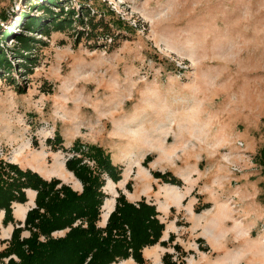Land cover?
I'll return each instance as SVG.
<instances>
[{"label": "rangeland", "instance_id": "1", "mask_svg": "<svg viewBox=\"0 0 264 264\" xmlns=\"http://www.w3.org/2000/svg\"><path fill=\"white\" fill-rule=\"evenodd\" d=\"M57 1L0 0V51L14 66L8 76L0 68V159L61 179L45 172H62L61 162L67 169L76 138L99 144L122 167L113 205L119 191L178 204L161 217L166 230L175 221L178 233L155 246L159 254L184 264H264L256 156L264 144V0ZM37 3L66 19L67 6L113 13L122 21L113 27L120 37L87 39L77 22L48 34L27 32L24 20L12 26L22 14L49 16ZM5 29L11 33L1 38ZM20 32L40 40L30 54L34 66L15 53ZM56 131L64 150L48 140ZM151 170H170L182 183L163 182ZM61 180L82 189L73 176Z\"/></svg>", "mask_w": 264, "mask_h": 264}, {"label": "trees", "instance_id": "2", "mask_svg": "<svg viewBox=\"0 0 264 264\" xmlns=\"http://www.w3.org/2000/svg\"><path fill=\"white\" fill-rule=\"evenodd\" d=\"M38 6L50 15L42 18L38 15L22 14L12 26L24 20L23 26L27 32L48 34L51 26L62 29L77 22L81 26L80 34H85L87 39L99 35L112 40L120 37L113 31V27L122 28V21L119 22L120 19H116L108 10V13L97 16L91 14L88 8L75 12L74 7L66 5L65 12L69 15L67 20L62 15L57 16L46 4L39 3ZM57 6L60 11L64 10L63 5ZM47 17L51 19L45 24L43 21ZM9 33L11 32L5 29L1 38L8 37ZM29 33L14 34L18 42L15 53L27 60L30 66H34L36 59H32L30 54L35 43L40 40ZM103 46L110 44L106 42ZM13 67L5 52L0 51V68L4 69L3 72L8 76ZM27 69L31 73L32 69ZM48 140L52 146L55 144V149L64 150L59 132L56 131L53 139ZM69 150L72 154L66 158L65 167L81 182V191L73 189L58 177L47 179L30 167L23 168L17 163L0 159V210L4 211L2 223L14 224L7 245L0 250V264H111L129 257L138 264H146L142 253L145 246L158 242L167 244L160 240L165 223L159 218L156 205L147 202L144 196L137 201H130L119 191L105 224L99 225L101 207L107 197L103 190L106 182L103 174L117 182L121 178L122 167L113 162L109 151L96 143H83L76 138ZM256 156L261 166V176L264 178V144ZM150 158L147 155L142 162L147 163ZM151 173L163 182L177 185L182 183L170 170H151ZM260 186L263 191L258 198L264 203V180L260 182ZM27 188L36 191L35 205L27 210L23 225L21 222L16 225L12 204L27 200ZM203 207L204 205H198L195 211L198 212ZM24 229L29 234L22 237L21 232ZM60 230L66 231L60 236L53 235ZM173 238V234H170L169 240ZM199 242H203V239L199 238ZM174 248L183 256L187 253L177 243ZM202 249L206 251L209 247ZM162 260L164 264H184L183 260H173L169 252L163 254Z\"/></svg>", "mask_w": 264, "mask_h": 264}, {"label": "crops", "instance_id": "3", "mask_svg": "<svg viewBox=\"0 0 264 264\" xmlns=\"http://www.w3.org/2000/svg\"><path fill=\"white\" fill-rule=\"evenodd\" d=\"M33 170H35V169H33ZM155 184H156V182H155ZM117 187L121 188L122 186L120 187V185L118 183ZM28 191H30L32 194H31V198L27 196V198H29L27 200H28V202L31 201L32 202V206H33L34 203H35L34 199H35L36 191L31 189V188H28ZM126 197H127L128 200L133 201V202L141 199L140 195L132 199V198L129 197L128 194H126ZM156 197L158 198V200H153V199L146 198V201L156 205L157 210L160 212L159 218L163 221L164 219H162L161 217L163 215H166V214L168 215V212H169L170 208L171 207H177L178 204L171 203L172 201L169 199V196L157 195ZM27 200L25 202H23V203L13 202V204H12V206H13V215H14V218H15L16 225H18L19 222H21V225H23V222H24V219H25V216H26V212L30 208L29 207L28 209H26L25 212L23 211L24 210V206H26V204L28 203ZM114 203H115V200H114ZM17 206L21 207L19 209L20 210V213H19L20 215L19 216H17L16 213H15V211H16L15 207H17ZM3 216H4V211L0 210V238H5V237L2 236V234L6 230H7V235L6 236H8L10 238L12 229L14 227V224L13 223H8L6 226H4L3 223H2ZM173 226L174 227L172 229H169V230L168 229L166 230L165 227H164V230L162 231V235L160 237V240H165L166 241V238L168 237L169 232H177L178 233L175 221L173 223ZM24 236H26V235H24ZM8 239H6V244L2 248H4L7 245ZM158 244L160 245V243L158 242V243H155V244L150 245V246H145L142 249L143 256L145 257L147 263L157 264V261H161L162 262V256L165 253V251L162 254H159L157 249H156V247H155V246H158ZM164 249L166 251H170L171 250V249H166V248H164ZM121 264H138V263L135 262L131 257H129L127 259H122L121 260Z\"/></svg>", "mask_w": 264, "mask_h": 264}, {"label": "bare ground", "instance_id": "4", "mask_svg": "<svg viewBox=\"0 0 264 264\" xmlns=\"http://www.w3.org/2000/svg\"><path fill=\"white\" fill-rule=\"evenodd\" d=\"M127 151V150H126ZM125 151V152H126ZM16 156H17V154H16ZM139 162V159H137L136 161H134V163H136V164H139L138 163ZM61 168H60V170L62 171V172H59L58 170H49V171H46L45 172V174H50V173H52V171H55V173L56 174H58L60 177H61V179H65L67 176L68 177H72L73 176V178L76 180V184H78V183H80L79 182V180L78 179H76V177H74V175L72 174V172L71 171H68L67 169H64L63 167V162H61V166H60ZM129 167L128 168H126L125 169V171L123 172V174H122V179L123 178H125V177H127V174H128V172H129ZM114 184H116L115 182H113V181H111V179L110 178H108L107 179V182L105 183V185L103 186V189H105V191L106 192H108V193H110V195L111 196H108L107 198H105L104 199V203H103V205H102V207H101V209H102V211H101V220L99 221V225H104L105 224V220H106V218H107V216H108V213L110 212V210L112 209V205H113V197H114V195H115V192H114V190H113V187H114ZM31 192H30V196H31ZM31 204H32V202L31 201H29L28 202V204L26 205V206H24V212H25V210L29 207V206H31ZM21 207L20 206H17V209H16V211H15V213H16V215H18L19 213H20V209ZM19 210V211H18ZM60 232V231H59Z\"/></svg>", "mask_w": 264, "mask_h": 264}]
</instances>
